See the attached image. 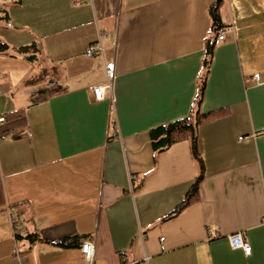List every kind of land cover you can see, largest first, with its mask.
<instances>
[{
	"label": "crops",
	"instance_id": "obj_1",
	"mask_svg": "<svg viewBox=\"0 0 264 264\" xmlns=\"http://www.w3.org/2000/svg\"><path fill=\"white\" fill-rule=\"evenodd\" d=\"M212 1L0 0V264H87L84 238L94 264H264V82L252 80L264 0L223 2L198 104ZM99 30L117 75L93 102L105 61L85 51ZM197 107L212 114L198 126L203 169L190 139L155 153L150 138ZM199 176V198L167 217Z\"/></svg>",
	"mask_w": 264,
	"mask_h": 264
},
{
	"label": "trees",
	"instance_id": "obj_2",
	"mask_svg": "<svg viewBox=\"0 0 264 264\" xmlns=\"http://www.w3.org/2000/svg\"><path fill=\"white\" fill-rule=\"evenodd\" d=\"M225 0H213L210 7H209V15L211 18V27H212V34L207 39L206 42V49H205V57L203 60V73L200 76L199 80V94L197 98V103L199 104L203 98V94L205 91L206 83H207V76L211 66L212 57L215 49L214 39L218 35L220 29L224 28L226 25L224 24L222 17H221V6ZM5 18L4 11L0 10V19ZM36 47L35 44L31 45H23L18 48L21 52H28L30 48ZM7 48V45L4 42L0 41V51ZM52 92L49 89H45L40 92L38 100L47 98L48 96L52 95ZM36 98V99H37ZM209 116H212L210 113H202L199 108L197 107L193 112L186 118L177 120L175 122H171L169 124L160 125L156 128H153L150 131V138L152 141L153 149L155 153L163 151L171 146L173 143L187 138L191 141V148L193 156L197 161H199L201 165V169H203V162L202 158L199 154L198 150V126L209 119ZM193 186V190L191 193L187 195V197L174 209L172 213H170L167 217H173L180 213L186 206L191 204L193 201H196L198 196V189L196 183ZM73 238L67 237L61 239V241L57 242L60 245H71Z\"/></svg>",
	"mask_w": 264,
	"mask_h": 264
},
{
	"label": "built area",
	"instance_id": "obj_3",
	"mask_svg": "<svg viewBox=\"0 0 264 264\" xmlns=\"http://www.w3.org/2000/svg\"><path fill=\"white\" fill-rule=\"evenodd\" d=\"M225 29H220L218 35L214 39V44L218 45L225 39ZM109 33L107 31L99 30L98 37L95 42H92L86 49L85 55L88 58L95 56H102L105 61V71H106V82L104 84L94 85L88 88L89 99L93 102L102 101L105 98V93L107 90L112 92L114 80L116 78V64L115 59L105 57V47L103 45V38L108 37ZM252 80L261 83L264 82V72H256L252 75ZM6 117L0 115V123L4 122ZM19 228V226H18ZM16 232V230H15ZM209 235L212 234V230L208 229ZM231 246L235 249H242L246 255H250L252 252V246L248 239L244 236L242 232H235L228 236ZM164 240L161 237V241ZM81 252L87 264H94L95 259V244L88 238H84L81 241ZM122 257L125 258L126 251L122 253ZM148 257L145 256L143 259L137 260L132 264H148Z\"/></svg>",
	"mask_w": 264,
	"mask_h": 264
}]
</instances>
